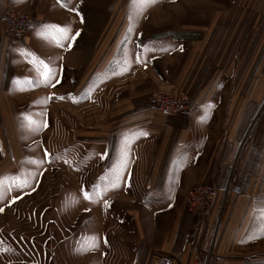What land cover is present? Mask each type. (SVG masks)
I'll list each match as a JSON object with an SVG mask.
<instances>
[{
  "label": "rangeland",
  "instance_id": "1",
  "mask_svg": "<svg viewBox=\"0 0 264 264\" xmlns=\"http://www.w3.org/2000/svg\"><path fill=\"white\" fill-rule=\"evenodd\" d=\"M54 1L51 12L44 8L51 15L35 17L28 13L39 0H0V264H128V248L143 231L121 229L133 216L113 186L111 130L119 110L151 84L142 65L161 51L149 46L153 32L166 35L212 9L208 0H56L71 3L64 20L79 32L66 39L68 45L60 39L59 47L74 50L41 52L42 44L6 40L4 10L22 11L36 26L62 20L59 10L54 16ZM212 2L217 13L231 4ZM40 61L55 69L49 84L43 83ZM169 92L174 90L161 93ZM157 94L150 104L160 110L153 101ZM105 138L109 147L102 144ZM144 201L137 199V208ZM137 221L142 225L144 215H136Z\"/></svg>",
  "mask_w": 264,
  "mask_h": 264
},
{
  "label": "crops",
  "instance_id": "2",
  "mask_svg": "<svg viewBox=\"0 0 264 264\" xmlns=\"http://www.w3.org/2000/svg\"><path fill=\"white\" fill-rule=\"evenodd\" d=\"M230 3L217 13L208 0L211 14L166 35L153 28L157 36L149 46L161 51L145 53L142 65L151 84L119 110L111 130L110 169L120 177L116 196L127 200L133 216L121 229L143 231L128 248V264H193V246L210 253L209 264H264V0ZM54 5V16L61 13L62 20L41 22L24 37L42 44L41 52L71 48L59 47L63 36L53 26L68 29V39L79 33L64 20L71 3ZM37 6L28 14H50L44 8L51 12V0ZM171 90L192 96L188 111L167 114L150 104L152 94ZM106 139L102 144L109 147ZM230 179L241 192L224 198L221 191ZM199 185L220 191L207 216L192 214L185 201L152 205L186 200ZM137 199L145 200L143 206L137 208ZM136 215H144L142 225Z\"/></svg>",
  "mask_w": 264,
  "mask_h": 264
},
{
  "label": "built area",
  "instance_id": "3",
  "mask_svg": "<svg viewBox=\"0 0 264 264\" xmlns=\"http://www.w3.org/2000/svg\"><path fill=\"white\" fill-rule=\"evenodd\" d=\"M36 19L28 14L15 10L6 9L3 13V35L7 41L20 43L24 41L25 35L35 25ZM155 105L164 113H176L188 111L191 108V98L183 92L158 93L153 99ZM219 190L214 187L199 185L194 187L186 198L188 210L199 217L207 216L212 206L216 203ZM226 198L229 195H239L240 187L234 186L230 179L227 186L222 191ZM194 262L193 264H209L210 253H202L197 246H193Z\"/></svg>",
  "mask_w": 264,
  "mask_h": 264
},
{
  "label": "snow or ice",
  "instance_id": "4",
  "mask_svg": "<svg viewBox=\"0 0 264 264\" xmlns=\"http://www.w3.org/2000/svg\"><path fill=\"white\" fill-rule=\"evenodd\" d=\"M146 2H147L148 4H152V3H155L156 0H146ZM53 27H54V30H55V31L60 32V33L62 34L63 39H68V35H67V33H68V31H69L68 29H66V28H63V29H62V28H58V27H55V26H53ZM129 31L131 32V28L129 29ZM76 35L78 36L79 33H77ZM75 39H76L75 36L72 37V40H75ZM39 63L42 64L43 67H44V69H45V71L43 72V76H44L43 83H45V84H49V83H51L52 77L56 75L55 69H52L51 71H48V70H47V69H48V65H47V64H45L43 61H40ZM124 70L126 71L127 68H125ZM57 83H59V81H57ZM52 86L55 87L56 85H55V84H52ZM61 99H63V98H61ZM210 107H211V106L209 105L208 108H210ZM206 111H207V109H206ZM26 119H28V122H29L30 125H36V129H35V130H38V129H39V125L37 124L36 121L31 120L30 117H29V118H26ZM203 119H206V116H205ZM138 135L146 136L147 133H145V132H140ZM133 138H135V137H133ZM128 142H129V141L126 140V144H127ZM121 164H122L124 167H126L127 164H128L127 151H125V152L122 153ZM119 179H120V177L117 175L116 178H115V180H114V182H113V186H115V185L119 182ZM21 187H27V184L22 185ZM12 202L14 203V202H15V199H14ZM0 211H3V209L0 208ZM249 239H251V237H249Z\"/></svg>",
  "mask_w": 264,
  "mask_h": 264
}]
</instances>
